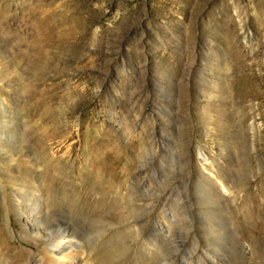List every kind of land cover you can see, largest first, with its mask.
Listing matches in <instances>:
<instances>
[{"label":"rangeland","instance_id":"obj_1","mask_svg":"<svg viewBox=\"0 0 264 264\" xmlns=\"http://www.w3.org/2000/svg\"><path fill=\"white\" fill-rule=\"evenodd\" d=\"M33 189L86 264H264V0H0V264Z\"/></svg>","mask_w":264,"mask_h":264},{"label":"bare ground","instance_id":"obj_2","mask_svg":"<svg viewBox=\"0 0 264 264\" xmlns=\"http://www.w3.org/2000/svg\"><path fill=\"white\" fill-rule=\"evenodd\" d=\"M54 153L53 151V154ZM40 192L41 191L38 189H33V196L20 197L26 199L23 200L27 203L30 213H35L37 215V217L33 218L34 224L31 225V227L24 225L25 234L33 235L44 244L41 254L42 260L41 262L36 261L34 264H86L89 258L88 255H85L77 235L61 223L56 225L49 223L48 216L50 214H48L47 207H45L43 203L41 205L42 201L40 202L42 198L40 194L44 192ZM86 251L88 250H85V252Z\"/></svg>","mask_w":264,"mask_h":264}]
</instances>
